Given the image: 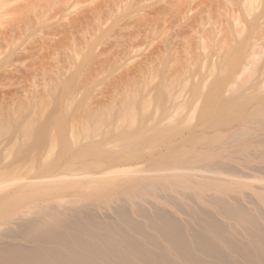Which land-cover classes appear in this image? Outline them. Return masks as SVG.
I'll list each match as a JSON object with an SVG mask.
<instances>
[{
  "label": "rangeland",
  "instance_id": "obj_1",
  "mask_svg": "<svg viewBox=\"0 0 264 264\" xmlns=\"http://www.w3.org/2000/svg\"><path fill=\"white\" fill-rule=\"evenodd\" d=\"M262 86L264 0H0V180L89 162H100L97 173L117 166L107 156L128 153L139 175L164 182V158L199 153L198 171L229 168L205 179L214 187L206 196L261 198L260 183L240 176L264 166V129L250 117ZM243 128L250 136L230 140ZM49 140L53 154L41 161ZM129 141L142 144L125 151ZM31 188H0V233L31 214L30 200L14 205Z\"/></svg>",
  "mask_w": 264,
  "mask_h": 264
},
{
  "label": "bare ground",
  "instance_id": "obj_2",
  "mask_svg": "<svg viewBox=\"0 0 264 264\" xmlns=\"http://www.w3.org/2000/svg\"><path fill=\"white\" fill-rule=\"evenodd\" d=\"M169 100L175 110L184 106L179 94ZM250 117L264 129V100ZM250 134L243 128L230 140L243 142ZM141 144L129 141L123 148L132 151ZM53 148L49 140L41 161H47ZM127 154L107 156L117 166L97 173L92 170L100 162H89L44 179L25 181L22 174L0 180V188L12 181L33 185L14 204L30 200L31 214L9 219L0 233V264H264V196L204 193L214 188L205 179L218 170L229 171L226 164L208 163L200 172L196 163L204 157L199 153L166 157L157 171L166 179L160 182L148 179L146 172L139 175L141 166ZM170 160L177 168L167 163ZM258 171L240 177L259 182L256 189L264 191V166ZM160 192L165 193L164 201ZM51 194L59 197L38 201ZM3 201L0 197V205ZM4 209L0 206V216ZM1 221L0 226L7 220Z\"/></svg>",
  "mask_w": 264,
  "mask_h": 264
}]
</instances>
